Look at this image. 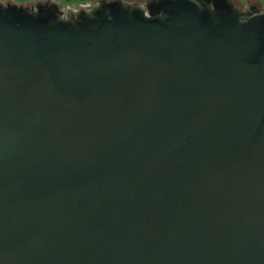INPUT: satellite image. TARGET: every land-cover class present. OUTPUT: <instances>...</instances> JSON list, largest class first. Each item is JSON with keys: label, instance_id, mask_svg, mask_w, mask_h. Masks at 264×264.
I'll use <instances>...</instances> for the list:
<instances>
[{"label": "water", "instance_id": "obj_1", "mask_svg": "<svg viewBox=\"0 0 264 264\" xmlns=\"http://www.w3.org/2000/svg\"><path fill=\"white\" fill-rule=\"evenodd\" d=\"M207 2L0 13V264H264V16Z\"/></svg>", "mask_w": 264, "mask_h": 264}, {"label": "clouds", "instance_id": "obj_2", "mask_svg": "<svg viewBox=\"0 0 264 264\" xmlns=\"http://www.w3.org/2000/svg\"><path fill=\"white\" fill-rule=\"evenodd\" d=\"M56 2L62 3V0H56ZM156 2L157 0H136V2L133 4L131 3V0H89V2L81 3L77 7L91 10L98 8L101 4L120 3L123 6H134L141 9L144 12L145 18H148L146 6L150 3H156ZM248 2L249 0H227V3H229L235 10L242 12L246 16L251 14V11L247 6ZM256 2L260 5V7L257 10V14L264 16V0H256ZM36 3L44 4L45 0H33V6H32L33 12L37 11V9L34 6V4ZM199 3L204 4L210 10H214V6L211 3H208L207 0H199ZM21 7H22L21 0H0V13L7 12L9 9L18 11L20 10ZM62 7L69 8L68 4H63V3H62ZM72 8L73 11L76 10V7H72ZM240 23H245V20L241 19Z\"/></svg>", "mask_w": 264, "mask_h": 264}, {"label": "trees", "instance_id": "obj_3", "mask_svg": "<svg viewBox=\"0 0 264 264\" xmlns=\"http://www.w3.org/2000/svg\"><path fill=\"white\" fill-rule=\"evenodd\" d=\"M64 1H66L67 4L71 3V4L79 5L81 3H86V1L88 0H64Z\"/></svg>", "mask_w": 264, "mask_h": 264}, {"label": "rangeland", "instance_id": "obj_4", "mask_svg": "<svg viewBox=\"0 0 264 264\" xmlns=\"http://www.w3.org/2000/svg\"><path fill=\"white\" fill-rule=\"evenodd\" d=\"M86 2H89V0ZM21 3H33V0H21ZM62 3L67 4L66 1H64V0H62ZM69 4H71V3H69Z\"/></svg>", "mask_w": 264, "mask_h": 264}, {"label": "snow or ice", "instance_id": "obj_5", "mask_svg": "<svg viewBox=\"0 0 264 264\" xmlns=\"http://www.w3.org/2000/svg\"><path fill=\"white\" fill-rule=\"evenodd\" d=\"M69 7H77L79 5H75V4H68Z\"/></svg>", "mask_w": 264, "mask_h": 264}]
</instances>
